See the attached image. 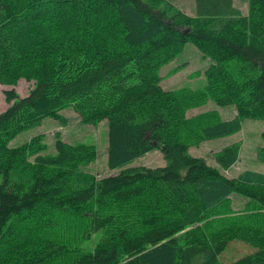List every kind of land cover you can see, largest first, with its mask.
I'll return each mask as SVG.
<instances>
[{
	"label": "trees",
	"instance_id": "trees-1",
	"mask_svg": "<svg viewBox=\"0 0 264 264\" xmlns=\"http://www.w3.org/2000/svg\"><path fill=\"white\" fill-rule=\"evenodd\" d=\"M194 6L191 16L161 0H0V84L36 81L25 97L4 92L0 264H264V173H221L240 160L241 141L214 155L219 168L190 152L247 119L264 123V0H249L248 14L235 0ZM187 44L210 61L204 88L180 95L164 89L161 69ZM210 99L237 116L187 117ZM69 108L81 125L106 121L117 173L89 171L96 148L61 133L55 153L44 135L12 145L47 118L66 126ZM155 151L165 166L130 165ZM257 158L264 164V146ZM75 234L98 240L83 247ZM236 241L252 251L226 261Z\"/></svg>",
	"mask_w": 264,
	"mask_h": 264
},
{
	"label": "rangeland",
	"instance_id": "rangeland-1",
	"mask_svg": "<svg viewBox=\"0 0 264 264\" xmlns=\"http://www.w3.org/2000/svg\"><path fill=\"white\" fill-rule=\"evenodd\" d=\"M161 1L169 2L176 8L183 10L191 16H193L195 13L194 0ZM235 1L237 7L242 10L244 14H248L249 0ZM24 55L25 53L23 54V57ZM209 61L210 60H206L201 56V53L194 45L187 44L184 53L177 60L161 69V75L164 77V89L168 91H177L178 94L184 95L204 88L207 79L202 75L201 72L205 66H208ZM35 86L36 81H28L25 78H20L14 87L0 84V114L8 108L4 94L5 91L14 88L21 97H25ZM206 112H216L219 115V118L223 120L230 119L232 116H237V110L235 109V106L221 107L216 105L210 99L203 105L191 107L187 112V117L191 118ZM62 113L64 117L67 118L66 126H62L60 120L47 118L41 125L29 130H25L23 133H21L12 142V145H22L37 135H44V142H46L48 146V151L46 150L45 154L55 153L56 150L53 145L55 135L57 133H61L62 136L70 143L74 142V140L87 141L85 143L91 144L96 148L98 159L95 163L90 165V168H88L89 171L94 172L98 177L117 173L120 170L119 168L113 170L110 169L107 164L109 148L108 130H110V127L106 121L100 124L98 127L93 125H81L78 113L72 108L66 109ZM263 134L264 123L262 121L247 119L243 121V129L240 133L228 138L203 142L202 144L191 148L190 152L193 156L203 157L210 165L219 168L216 165L214 155L223 147L241 141L242 152L240 160L230 170L221 171V173L229 179L237 178L238 175L245 170H253L264 173V164L257 160V150L264 146ZM165 164L166 161L163 157V154L160 151H155L145 154L143 157L138 158L130 165L162 167L165 166ZM233 199L234 208L237 210H244L247 200L239 196H234ZM234 213H229L228 215L232 217V214ZM68 238L71 242H73V239L83 241V239L79 236H76V234L68 235ZM97 240L98 237L94 236L88 241H83L82 246L93 247L95 246ZM250 250L251 249L242 242H232L230 248L225 253V260L231 261Z\"/></svg>",
	"mask_w": 264,
	"mask_h": 264
},
{
	"label": "crops",
	"instance_id": "crops-1",
	"mask_svg": "<svg viewBox=\"0 0 264 264\" xmlns=\"http://www.w3.org/2000/svg\"><path fill=\"white\" fill-rule=\"evenodd\" d=\"M194 10H195V6H194ZM234 117V116H233Z\"/></svg>",
	"mask_w": 264,
	"mask_h": 264
}]
</instances>
